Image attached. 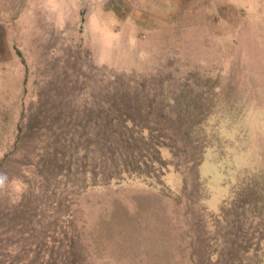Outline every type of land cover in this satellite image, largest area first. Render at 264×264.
I'll return each instance as SVG.
<instances>
[{
    "label": "rangeland",
    "instance_id": "obj_1",
    "mask_svg": "<svg viewBox=\"0 0 264 264\" xmlns=\"http://www.w3.org/2000/svg\"><path fill=\"white\" fill-rule=\"evenodd\" d=\"M116 117L173 148L163 176L54 191ZM247 179L264 195V0H0V264H264V220L249 255L213 223Z\"/></svg>",
    "mask_w": 264,
    "mask_h": 264
},
{
    "label": "trees",
    "instance_id": "obj_2",
    "mask_svg": "<svg viewBox=\"0 0 264 264\" xmlns=\"http://www.w3.org/2000/svg\"><path fill=\"white\" fill-rule=\"evenodd\" d=\"M115 102L118 103L116 107L121 109L127 108L130 104V101L125 97L119 100L115 99ZM108 122L111 125H119L121 129L118 132L94 134V145L77 144L68 147L72 150L73 155L70 157L71 163L63 169V174L59 176L63 189L55 186L56 183H54V191L58 192L60 189L65 192L66 187L70 186L78 188V192H80L88 186L107 185L112 181H122L124 178L134 177L149 180L163 176L167 164L162 160L160 150L164 147L170 150L173 148L154 141L153 133L148 128H142L138 132L129 130L128 125H134L135 122L131 117H125V119L116 117ZM106 123V119H100V124ZM171 136L173 135L169 133V135L159 137L167 142L171 140ZM183 153L186 154L185 151ZM108 155L112 159L114 157V160H109ZM42 184L43 182L39 183L40 186ZM255 187L256 182L253 179L243 182L233 192L230 202L224 205L213 221L214 225L217 224L221 227V245L223 249L227 250L228 255L237 254L239 251L249 255L250 252L258 251L256 250L257 244L252 242L257 239L255 236L245 240L244 246L239 245L242 223L248 230L247 234L252 236L257 231L254 230V223L257 220H264V195L261 193L263 197L261 195L259 197V191L257 192ZM259 206H261V213ZM220 258L221 260L225 259L219 264H255L251 258L247 257L239 258L233 255Z\"/></svg>",
    "mask_w": 264,
    "mask_h": 264
}]
</instances>
